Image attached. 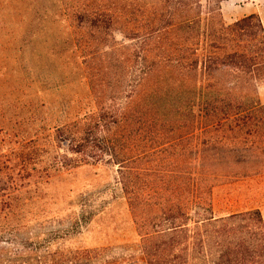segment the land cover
I'll use <instances>...</instances> for the list:
<instances>
[{"label": "rangeland", "instance_id": "rangeland-1", "mask_svg": "<svg viewBox=\"0 0 264 264\" xmlns=\"http://www.w3.org/2000/svg\"><path fill=\"white\" fill-rule=\"evenodd\" d=\"M190 1L187 15L195 23L189 34L198 43L197 53L209 51L218 20L225 26L254 13L264 27V0ZM166 4L0 0V264H15L22 246L31 242L38 246L34 254L48 260L91 250L103 264H145L115 165L100 162L55 171L48 156L27 154L36 144L45 146L41 153L54 152V129L81 124L95 113L100 98L131 102V113L147 120L142 129L147 137L139 136L132 148L135 155L147 152L132 164L135 190L146 209L155 213L157 203L169 196L200 217L206 214L205 192L212 186L214 218L258 209L264 221V81L251 95L228 73L198 77L197 95L185 107L183 90L192 81L165 69L153 51L169 42L179 45L186 33L176 31L169 38L147 33L156 8ZM77 8L89 14L110 9L115 29L98 31L77 22L72 16ZM224 36L222 42L228 43ZM153 59L155 69L150 67ZM207 81L214 87L200 93L198 87ZM250 101L256 103L253 109L247 108ZM228 103L238 107L236 114L215 122ZM206 229L211 234L212 228ZM212 256L207 244L194 255L195 264H209Z\"/></svg>", "mask_w": 264, "mask_h": 264}, {"label": "trees", "instance_id": "trees-1", "mask_svg": "<svg viewBox=\"0 0 264 264\" xmlns=\"http://www.w3.org/2000/svg\"><path fill=\"white\" fill-rule=\"evenodd\" d=\"M164 1L167 4L156 8L157 16L153 23L147 25V33L157 36L165 34L168 38L174 36L176 31L186 33L179 45L169 42L167 48L154 47L153 51V56L159 60L157 62L165 63V69L186 81H192L191 86L183 90L188 98L184 106H192L198 77L214 79L216 73L221 71L242 82L247 93L254 95L258 84L264 81V27L258 15L251 13L225 26L218 20L217 33L207 44L209 51L197 53L198 43L189 34L195 22L187 15L192 2L178 0L175 4L172 0ZM88 12L87 9L77 8L72 11V16L77 22L84 21L88 23L87 27L98 31L115 29L114 15L110 9H98L91 14ZM223 33L228 35V43L222 42L225 40ZM127 36L132 38L134 33L130 32ZM157 62L153 59L150 67L155 69ZM214 85L208 82L202 88L199 86V92L205 94ZM231 88L228 87V90ZM100 99L96 101L95 113L89 118L83 117L81 124L72 123L54 129V152L48 154L45 150L41 153L45 146L36 144L26 153L48 156L46 161L55 171L100 162L115 165L140 239L145 264H195L194 255L204 251L207 244L213 247L209 264H264V221L261 213L258 209H251L214 218L210 207L212 186H208L205 192L206 214L200 217L185 212L180 204L172 203L169 196L157 203L155 213L144 207L147 202L136 193V176L133 175L132 164L135 160H143L147 152L142 149L143 154L135 155L132 148L133 145L137 146L139 136L143 140L147 137L142 130L147 120L139 119L142 117L138 115L137 118V115L131 113L128 108L131 102L118 103L113 97ZM205 104L206 107L210 105ZM255 104L250 101L247 108L253 109ZM237 109L233 103H228L227 112L215 122L221 123L228 116L233 117ZM132 112L137 114V111ZM130 119H136V122L129 124ZM33 142L37 143V140ZM261 148L264 151V144ZM200 226H204V230H199ZM206 226L212 228L211 234ZM22 248L24 253H18L21 259L15 261V264H103L97 252L91 250L77 251L72 258L51 257L48 260L34 254L38 246L33 242Z\"/></svg>", "mask_w": 264, "mask_h": 264}, {"label": "crops", "instance_id": "crops-1", "mask_svg": "<svg viewBox=\"0 0 264 264\" xmlns=\"http://www.w3.org/2000/svg\"><path fill=\"white\" fill-rule=\"evenodd\" d=\"M217 193H218V189H214L213 192H212V199H213V200L215 199V195H216ZM229 196L232 197L233 194H232V193H231V194L228 193V197H229Z\"/></svg>", "mask_w": 264, "mask_h": 264}]
</instances>
